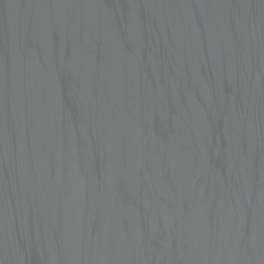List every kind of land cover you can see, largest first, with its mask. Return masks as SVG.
Wrapping results in <instances>:
<instances>
[{"label":"water","instance_id":"95a60500","mask_svg":"<svg viewBox=\"0 0 264 264\" xmlns=\"http://www.w3.org/2000/svg\"><path fill=\"white\" fill-rule=\"evenodd\" d=\"M0 264H264V0H0Z\"/></svg>","mask_w":264,"mask_h":264}]
</instances>
